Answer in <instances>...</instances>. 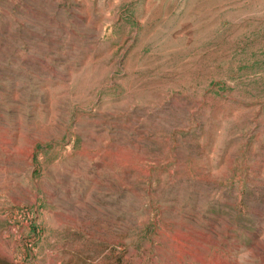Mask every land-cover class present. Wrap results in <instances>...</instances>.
Returning <instances> with one entry per match:
<instances>
[{
	"label": "rangeland",
	"instance_id": "obj_1",
	"mask_svg": "<svg viewBox=\"0 0 264 264\" xmlns=\"http://www.w3.org/2000/svg\"><path fill=\"white\" fill-rule=\"evenodd\" d=\"M0 264H264V0H0Z\"/></svg>",
	"mask_w": 264,
	"mask_h": 264
}]
</instances>
